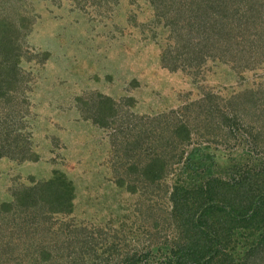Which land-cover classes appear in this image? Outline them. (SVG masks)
Here are the masks:
<instances>
[{
    "label": "rangeland",
    "instance_id": "rangeland-1",
    "mask_svg": "<svg viewBox=\"0 0 264 264\" xmlns=\"http://www.w3.org/2000/svg\"><path fill=\"white\" fill-rule=\"evenodd\" d=\"M163 11L167 10L151 0H0V21L7 16L14 19L15 36L23 52L13 101L32 113L28 126L19 131L29 137L30 152L38 157L32 161L0 160V264H83L84 259L94 256L100 264H124L131 262L128 256L136 252L148 255L135 264H166L175 239L158 231L152 240L147 232L151 218L142 226L140 218L135 222L134 218L121 217L141 198L128 191L129 186L145 187L149 180L130 173L131 154L124 156L118 149L115 157L106 156L116 145L113 135L131 142L137 136L144 137V146L151 141L153 151L156 133L161 132L154 128L156 117L172 111L182 116L184 105H195L208 96L210 101L219 99L225 110L238 93L259 88L264 82V65L242 71L236 62L242 56H238L236 60L209 58L199 69L191 66L172 71L161 59L171 30L165 26L166 17L158 18V12L165 14ZM100 95L117 103L112 111L116 120L109 128L85 116L96 113ZM108 105L103 108L109 110ZM192 112L198 114L194 108ZM174 119L168 121L180 123ZM257 119V115L250 117L253 125ZM189 126L193 141L186 150L187 163L191 152L192 158L215 154L218 173L224 178L235 176L236 162L245 164L248 159L256 166L264 163L263 152L252 149L243 137L233 138L227 129L213 132L209 139L200 122ZM163 127V135L169 136ZM1 128L0 139L12 126L2 122ZM153 129L156 133L149 137ZM124 150L127 153L129 149ZM121 156L122 168L116 161ZM118 167L125 176L122 186L109 180L117 176ZM55 170L65 172L77 185L73 213L54 214L50 206L22 202L23 191L52 178ZM174 174L162 182L172 184ZM182 175L186 177V173ZM97 191L102 196L91 199ZM116 194L118 200L126 199V204L120 200L121 208L112 201ZM69 225L76 233L71 235ZM111 229H118L117 237ZM115 243L118 251L111 252ZM156 254L160 257L154 259Z\"/></svg>",
    "mask_w": 264,
    "mask_h": 264
},
{
    "label": "trees",
    "instance_id": "trees-1",
    "mask_svg": "<svg viewBox=\"0 0 264 264\" xmlns=\"http://www.w3.org/2000/svg\"><path fill=\"white\" fill-rule=\"evenodd\" d=\"M151 1L167 10L163 11L166 15L158 12V18L166 17L165 26L171 28L167 37L169 44L164 48L161 59L172 71L191 66L199 69L209 58L228 60L231 57L236 60L238 56H242L236 60L237 65H240L237 67L242 71L263 67L264 0ZM16 30L14 19L7 16L0 21V129L2 122L12 126L5 134H1L0 160L8 157L32 161L38 157L36 154L32 156L30 152L29 137L19 131L28 126L27 118L32 113L13 101V93L20 82L21 70L18 63L23 55L15 36ZM249 30L253 33L244 34ZM238 47H241L240 51H237ZM99 98L100 106L96 104V113L85 116L109 128L116 120L113 119L112 111L117 103L106 95H100ZM217 100L218 102L210 101L208 96L197 100L195 105H184L181 108L183 117L176 111L156 117L154 122L158 125L154 128L161 132L156 133L154 129L148 132L149 137L155 133L158 136L153 151L151 141L144 146V137L136 135L132 142L124 137L123 140H126L123 141L115 133L112 142L120 144L106 152L109 158L115 157L118 149L119 154L124 153V156L131 154L130 173L134 174V178L149 180L145 187L136 184L129 186L128 191L141 198L133 209L127 208L130 212L125 213L124 210L121 217L134 218L135 222L140 218L142 226L145 223L147 225L151 218L152 225L150 222L147 232L152 240L156 239L158 231L168 233L175 239L176 243L172 245L166 264H264V163L256 166L248 159L245 164L236 162L233 167L235 176L224 178L222 173H218L219 165L215 163V154L206 153V157L201 154L192 158L191 152L187 156L190 162L184 161L187 147L193 141L189 125L194 121L203 125L204 134L209 139L213 137V132H226L227 129L233 138L243 137V140L250 142L252 149L264 153V82L255 90L235 95L229 100V106L225 110ZM107 104L109 110L103 108ZM192 108L197 110V115H193ZM244 113L250 116L243 118L241 114L245 115ZM256 115L257 125L254 126L250 117ZM108 117L112 118L106 120ZM176 117L179 124L168 121V118L175 121ZM163 121L165 124L161 123ZM164 125L170 134L167 137L163 135ZM125 147L129 149L127 153ZM141 150L145 157L141 156ZM122 158L123 156L117 157L116 161ZM128 159L126 157L127 161ZM118 164L122 168L124 161L122 164L118 161ZM259 167L261 169L257 170ZM118 170L119 167L117 176H111L109 180L113 179L122 186L125 176ZM173 172L176 180L172 184L162 182ZM185 173L186 177L182 175ZM76 188L77 185L69 175L55 170L52 178L40 181L33 190L23 191L21 199L23 203L29 201L35 206H50L54 214L66 215L76 211ZM98 196L102 195L97 191L91 199ZM117 198L118 194L112 197L116 205L120 200L126 204V199ZM119 204L121 208L122 204ZM103 206L107 208L105 203ZM68 229L71 235L76 233L72 226L69 225ZM111 230L117 237L118 229ZM94 240L95 238L92 242ZM152 244L153 241L148 246ZM112 247L115 250L111 252H116V243ZM147 253L140 255L136 252L132 257L128 256L131 262L124 264H135L147 258ZM158 256L160 257L156 254L154 259ZM97 259L99 257L94 256L90 261L82 259L81 262L100 264ZM151 262L146 264H153Z\"/></svg>",
    "mask_w": 264,
    "mask_h": 264
}]
</instances>
